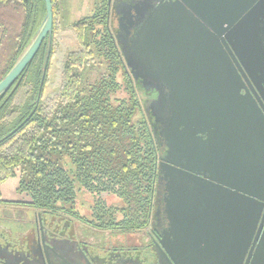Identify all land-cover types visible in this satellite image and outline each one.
Here are the masks:
<instances>
[{
  "label": "flooded vegetation",
  "instance_id": "1",
  "mask_svg": "<svg viewBox=\"0 0 264 264\" xmlns=\"http://www.w3.org/2000/svg\"><path fill=\"white\" fill-rule=\"evenodd\" d=\"M173 1L106 2L105 29L114 52L110 62L116 67L114 81L117 84L116 89L109 92L112 93L110 96L119 91L121 83L116 80L118 77L124 82L128 93L134 94L137 99V93H143L145 102L142 112L138 99L139 113L143 116L140 119L146 124L153 140L156 179L154 183L145 182L143 190L145 200L150 202L148 222L141 227L123 223L125 213L120 211L123 208V196L118 189L108 192H89L83 188L73 190V195L64 206L44 210L31 207L28 194L15 186L8 198L0 199L1 204L9 207L3 209L0 206V264H264V141H261V145L254 138L251 145H247L248 151L250 150L249 158L239 159V155L229 163L230 167L234 163L236 168L241 166L242 169L235 172L237 176L238 172H242L241 177L245 178L246 175L248 180L243 184L226 181L233 186L246 187L247 195L241 199L245 210L242 211L240 220L235 223H216L213 215L214 203L219 201L212 196L228 190L225 186L219 187L213 180H204V184L196 183V187L207 186L210 189L203 198L198 192L192 194L190 200L197 218L187 221L176 215L179 210L184 211L178 204H185L186 200H189L185 193L174 192L171 188L173 184L164 179L159 180V163L168 152L166 134L170 128L171 111L168 101L165 100L167 90L162 88L157 100L159 95L157 96L154 90V87L159 85L157 80H154L157 74L149 61L136 58L131 51L134 44L132 40L138 41V29L150 16ZM260 1L264 2L256 0L251 8ZM239 20L240 18L234 24ZM259 20L260 30L264 31V18ZM220 45L228 55L227 45ZM107 49L109 50V46ZM105 72L104 78L109 80L110 73L107 69ZM252 76L255 82L250 78L248 82L243 79L242 82L246 94L256 103L264 117V78L254 68ZM240 93L243 95L245 91L241 90ZM117 102L119 101L115 103ZM179 130H182V127ZM201 138L205 140L206 136L202 135ZM172 153L175 154V150ZM216 160L209 162V170L211 174H215L212 177L223 179L218 170L228 169L216 167ZM179 161L184 163L181 159ZM193 167L197 172L199 166L196 160ZM214 170L217 172L214 173ZM179 171L184 173L180 168ZM248 172L251 179H248ZM195 177L198 178L197 173ZM217 188L221 191H217ZM80 197L83 198L79 199ZM111 207L117 210L105 217L103 212ZM28 209L32 210L31 215L27 214ZM14 217H17L20 223L15 222ZM106 218L108 221H105ZM5 222L12 227L16 226L17 230L13 232L8 229L4 225ZM213 226L235 228L240 237L233 240L234 243L230 246L221 249L196 245L194 239L189 244L184 243V237H196L201 230L205 231Z\"/></svg>",
  "mask_w": 264,
  "mask_h": 264
},
{
  "label": "trees",
  "instance_id": "2",
  "mask_svg": "<svg viewBox=\"0 0 264 264\" xmlns=\"http://www.w3.org/2000/svg\"><path fill=\"white\" fill-rule=\"evenodd\" d=\"M106 2L92 0V15L70 24L68 0H51L50 36L0 96V185L17 177V189L28 194L29 205L44 210L64 206L73 190L118 189L123 223L141 227L150 218L143 190L145 182L156 179L155 152L146 124L134 119L139 111L136 96L110 100L109 92L117 84L105 29ZM44 15L42 0H0V80L32 40ZM67 28L79 47L59 61L57 92L45 94L57 34ZM92 43L94 53L106 61L110 78L82 92L79 72L93 59ZM107 209L105 217L117 210Z\"/></svg>",
  "mask_w": 264,
  "mask_h": 264
},
{
  "label": "water",
  "instance_id": "3",
  "mask_svg": "<svg viewBox=\"0 0 264 264\" xmlns=\"http://www.w3.org/2000/svg\"><path fill=\"white\" fill-rule=\"evenodd\" d=\"M42 1L45 15L21 56L0 80V96L13 85L51 34V0ZM255 2L174 0L150 16L136 33L138 41L132 40V54L149 61L157 74L154 78L159 83L154 87L159 95L157 100L162 88L167 90L165 100L171 111L166 134L168 152L159 163L158 175L159 180L173 184L174 192H184L189 199H185L184 205L178 204L184 211L176 214L187 221L197 218L190 200L192 194L198 192L203 198L209 192L207 186L196 187V183L204 180H213L219 187L228 189L212 196L219 201L213 208L216 223H235L245 210L241 199L247 195L246 187L233 186L226 181L241 184L248 181L246 175L241 177L242 172H238L240 177L235 172L241 170V166L236 168L234 163L230 167L229 163L239 155V159L249 158L247 145H251L254 138L261 145L264 141V117L246 94L242 82V79L248 82V78L254 81L253 68L264 78V31L259 27V19L264 18V2L251 8ZM220 43L227 45L228 55ZM262 82L264 87V80ZM241 90L245 94L242 95ZM202 135L206 136L205 140ZM212 159H217L216 167L228 169L218 170L225 180L212 177L215 174H211L208 166ZM194 160L197 166L205 168L197 167L195 172ZM217 191L221 190L217 188ZM239 235L235 228L213 226L201 230L196 237L186 236L183 241L189 244L194 239L196 245L221 249L233 244Z\"/></svg>",
  "mask_w": 264,
  "mask_h": 264
},
{
  "label": "rangeland",
  "instance_id": "4",
  "mask_svg": "<svg viewBox=\"0 0 264 264\" xmlns=\"http://www.w3.org/2000/svg\"><path fill=\"white\" fill-rule=\"evenodd\" d=\"M69 6H70V17H69V23L73 24L75 22L81 21L85 18H88L92 15L93 9H92V0H68ZM56 49H55V55L54 58L51 61L49 72H48V78H47V84L45 86V94L55 93L60 87L61 83V74H60V64L59 61L63 59L69 52L75 51L78 49V43L74 37L73 31H71L70 28L65 29L64 31H60L57 34L56 37ZM90 49L92 53L95 52V45L92 43L90 45ZM106 67V61L104 58L98 57L95 53L93 54V59L87 65H84L82 69L80 70L79 74L82 76V83H81V90L82 92L89 90L90 86L94 84L96 81H98L101 76L104 78L106 75L105 68ZM117 81H119L121 84L119 85V91L116 92L115 95L110 96V100L115 103L116 101L120 100H128L130 98V93L126 90V86L124 85V82L120 80V77L116 78ZM126 91H125V90ZM137 97L140 102V112L143 111L144 108V96L143 93H137ZM143 116L140 115L139 111L135 115V120L140 121V118ZM17 184V177L8 179L6 182L0 185V193L1 197L0 199L8 198V195L11 194V191ZM83 197H80L79 199H82ZM0 206L3 209H7L9 207L6 206V204H1ZM15 209V207H12ZM32 209V208H31ZM28 209V215H31L32 210ZM15 222L20 223L19 219L17 217H14L13 219ZM5 226H7L8 229L12 230L13 232L17 230V227L10 225L9 223L5 222ZM102 235V234H101Z\"/></svg>",
  "mask_w": 264,
  "mask_h": 264
}]
</instances>
